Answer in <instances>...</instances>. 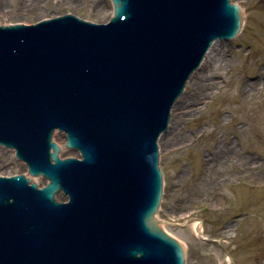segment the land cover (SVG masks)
Wrapping results in <instances>:
<instances>
[{
    "label": "water",
    "instance_id": "obj_1",
    "mask_svg": "<svg viewBox=\"0 0 264 264\" xmlns=\"http://www.w3.org/2000/svg\"><path fill=\"white\" fill-rule=\"evenodd\" d=\"M113 1L106 24L63 12L0 26V145L23 160L0 147V264H185L155 216L158 140L210 46L234 39L248 9ZM28 166L40 187L51 182L11 176Z\"/></svg>",
    "mask_w": 264,
    "mask_h": 264
},
{
    "label": "rangeland",
    "instance_id": "obj_2",
    "mask_svg": "<svg viewBox=\"0 0 264 264\" xmlns=\"http://www.w3.org/2000/svg\"><path fill=\"white\" fill-rule=\"evenodd\" d=\"M232 2L248 10L241 33L223 40L227 65L222 77L212 78L218 85L206 87L207 96L191 115L172 108L170 125L178 124L191 141L176 148L166 146L168 137L159 142L164 193L157 219L184 245L186 264H264V0ZM63 12L109 22L114 5L0 0L2 25L32 24ZM204 69L196 71L181 99L197 98L202 78L211 72Z\"/></svg>",
    "mask_w": 264,
    "mask_h": 264
},
{
    "label": "bare ground",
    "instance_id": "obj_3",
    "mask_svg": "<svg viewBox=\"0 0 264 264\" xmlns=\"http://www.w3.org/2000/svg\"><path fill=\"white\" fill-rule=\"evenodd\" d=\"M242 29H243V25H242ZM242 29H241V31H242ZM226 42H228V41L226 40ZM226 52H227L226 46L223 44V40H217L210 46L209 52L206 55L205 60L202 64V66L200 67L199 71L202 68H205V69L208 68L209 69V67H210L211 72H210V76H205L202 78L200 86H199L200 94L197 95L196 99H192V100H183V99H181L183 97L182 96L180 99H178L175 102L173 108L179 106L180 109H183L182 113L184 116H189L192 114L193 109L194 110L198 109V107L196 106L198 101H200L202 98H205L208 94V92L205 90L206 87L210 88V87H214V86L218 85L217 84L218 82H214L212 78L213 77H219V76L222 77L223 70L226 68V65H227ZM199 71L194 72L192 74L188 84L193 79V77H195V75L197 73H199ZM170 124H171V121H170ZM170 124L168 126V130L160 136L159 142L162 141V139L164 137H168L165 140L166 146L168 145L169 147L172 146V147L176 148V147H179V145L188 144L191 141V137L189 135L184 133L180 127L177 128L178 124H177V127H175V128H173L172 125H170ZM169 130H171V132ZM169 132H170V135H168ZM166 135H168V136H166ZM250 163H255V162L253 159H250ZM155 216L157 219V213L155 214ZM197 230H198L199 234L203 235V231H202L200 226H197Z\"/></svg>",
    "mask_w": 264,
    "mask_h": 264
}]
</instances>
